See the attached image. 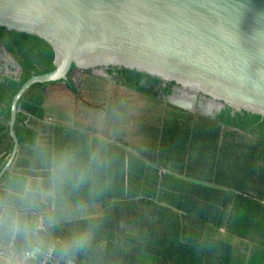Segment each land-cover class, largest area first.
Here are the masks:
<instances>
[{"label":"trees","instance_id":"1","mask_svg":"<svg viewBox=\"0 0 264 264\" xmlns=\"http://www.w3.org/2000/svg\"><path fill=\"white\" fill-rule=\"evenodd\" d=\"M0 48L20 67L18 74L8 70L0 77V142L4 141L1 170L13 146L8 125L12 99L31 76L54 70V54L42 39L4 27H0ZM72 68L66 80L35 83L18 99L13 131L21 148H28L38 137L28 126V119L46 117L48 90L68 91L71 99H80L79 84L70 80ZM105 72L114 75L116 84L159 107L163 121L150 132V148L155 154L162 149L182 150L184 172L180 173L200 178L202 183H180L176 175L168 176L164 183L160 176L166 175L158 174L157 169L133 166L123 194L125 172L121 159L119 166L103 167L101 179L108 193L111 185L121 187L115 195L123 201L107 204L101 216L69 220L39 217L35 223L26 219V226L21 221L19 230H14L8 218L13 206L11 193L24 192L26 176L13 168L0 178V231L7 230L2 233L4 241L10 240L15 231L14 249L21 252L24 240L26 243L25 238L22 241L24 229L34 228L39 240L34 258L46 264H237L242 257L238 240L262 246L264 219H250L247 228L239 227L237 217H249L258 207L260 194L264 195V118L234 112L226 106L218 114L203 116L168 102L173 83L125 68L110 67ZM91 73L83 72L87 81L84 85H98L88 77ZM177 130L182 131V140L165 143L167 131ZM127 198L133 202H125ZM241 248L246 253L251 250ZM22 253V264H28L30 252ZM259 254L264 256V249Z\"/></svg>","mask_w":264,"mask_h":264},{"label":"water","instance_id":"2","mask_svg":"<svg viewBox=\"0 0 264 264\" xmlns=\"http://www.w3.org/2000/svg\"><path fill=\"white\" fill-rule=\"evenodd\" d=\"M0 27L36 36L54 54V70L14 95L11 128L21 95L66 80L72 67V82L88 70L125 68L173 83L167 100L185 110L213 116L226 106L264 118V0H0ZM178 90L193 95L188 108L170 100ZM200 98L218 109L201 112Z\"/></svg>","mask_w":264,"mask_h":264},{"label":"crops","instance_id":"3","mask_svg":"<svg viewBox=\"0 0 264 264\" xmlns=\"http://www.w3.org/2000/svg\"><path fill=\"white\" fill-rule=\"evenodd\" d=\"M0 55L4 56L2 52ZM4 59L0 58V77L9 73L8 70H10ZM88 77L91 80L106 83L110 92H107L104 98L94 102L69 99L67 101L74 105L73 112L67 110V114L60 117L46 114L42 120L29 118L28 126L37 132L38 137L28 148H21L17 144L13 156L14 140L10 133L11 129L13 131V126L11 128L10 122L8 123L13 146L0 170V178L5 171H11L13 168L23 171V175L26 176L24 192L11 193L14 196L13 206L10 208L11 213L8 218L14 230H19L17 226L21 221L26 226L24 221L26 219L34 222L39 217L48 218V220H69L101 216L107 204L122 200L115 195L121 192V187L116 188L115 185H111L110 193H108L105 188H102L101 179L103 167L119 166L117 163L121 159L125 172L123 194L127 186L128 172L130 170L133 172V166H148L149 170L157 169L158 174L166 175L160 176L164 179V183L168 176L173 177L172 175L178 176L180 183H202L200 178L194 179L190 175L180 173L183 171L182 150L178 152L162 149L155 154V151L150 148V132L155 131L156 126L163 121L160 118L161 112L157 111L158 106L148 105L141 100H137L135 106L130 105L125 97L126 93L139 98L144 96L116 84L114 75L107 77L100 72H94ZM85 80L82 73L79 89L87 82ZM67 94L71 95L68 91ZM112 94L117 97L109 98L113 96ZM51 100L47 99L46 104ZM63 105L69 104L64 102ZM79 109H82V113L78 117ZM136 121L140 122L136 123ZM164 140L167 144L179 143L182 140V131H167ZM3 148L4 141H1L0 149ZM17 160H19L18 165L14 167L13 164ZM151 160H158L161 164ZM80 166L82 167L79 168ZM133 200L127 198L124 201L132 203ZM256 201L258 207L249 214V217H237L239 227L245 225L248 228L250 219L254 222L264 219V207H262L264 195L260 194ZM168 208L174 210V207ZM190 227L193 229L192 226ZM6 231H0V264H22V252L26 250L32 254L38 253L39 249L36 246L39 242L38 233L34 228L24 229L22 241L25 238L26 243L25 240L23 245V242L21 243L23 247L21 252L14 249L15 243L12 241L17 239V233L14 231L12 238L4 241L2 233ZM238 245L240 246L238 253L242 257L237 259V264H264V256L259 254V251L264 249V243L256 247L253 243L238 240ZM244 246L251 250L246 253L241 248ZM32 263L33 261L28 264Z\"/></svg>","mask_w":264,"mask_h":264},{"label":"rangeland","instance_id":"4","mask_svg":"<svg viewBox=\"0 0 264 264\" xmlns=\"http://www.w3.org/2000/svg\"><path fill=\"white\" fill-rule=\"evenodd\" d=\"M98 72L101 73V71H98ZM101 74L103 75V73H101ZM79 79H80V76H78V78L75 79L76 85L79 84ZM96 82H93V83L96 84ZM97 84L98 85H95V86L92 84H89L88 86L87 85L82 86L80 89L81 90L80 100H82V101L88 100L90 102L98 101L99 99L104 98L105 95H107V92H110V88H108L106 86V83L97 82ZM52 90L47 91L48 98L52 99V100L50 103H47L44 106L46 113L48 115L60 117L62 115H66L67 110H70L71 112H73V109H74L73 103L67 101V100L71 99V97L67 93H64V91H60V90H53L52 91ZM114 96L117 97L114 94L113 96H109V98H112ZM125 97L127 98V100H129V104L132 106H135V103L137 100H139V101L141 100V102H145L148 105H153L152 103H149L148 101H150V100H147V98H145V97L139 98V97L130 95V93H126ZM64 102L68 103L69 105L64 106L63 105ZM157 111L160 112V109H158ZM63 112H66V113H63ZM81 113H82V109H79L77 116L78 117L81 116ZM160 116L163 117L162 115H160ZM138 122H140V121H138ZM138 122L136 121V123H138Z\"/></svg>","mask_w":264,"mask_h":264},{"label":"flooded vegetation","instance_id":"5","mask_svg":"<svg viewBox=\"0 0 264 264\" xmlns=\"http://www.w3.org/2000/svg\"><path fill=\"white\" fill-rule=\"evenodd\" d=\"M0 50L5 55V53H6L5 50L3 48H0ZM4 60H5L4 62H6L7 67L11 70L10 73H12V74L17 73L18 74L20 72V67L17 65V63L14 59H13L14 62L12 60H7V59H4ZM105 74L107 77L111 76V75H108L106 72H105ZM105 74H103V75H105ZM188 96H189V93H188ZM174 97H183V94L181 93L180 90H178L177 92L173 93V95L170 97V100H171V98H174ZM182 100H184V98H182ZM198 106H199V110L201 112L209 111V110L205 109V108H207V106L210 108H216V106L214 104H211L208 100H204L202 98L199 99Z\"/></svg>","mask_w":264,"mask_h":264},{"label":"bare ground","instance_id":"6","mask_svg":"<svg viewBox=\"0 0 264 264\" xmlns=\"http://www.w3.org/2000/svg\"><path fill=\"white\" fill-rule=\"evenodd\" d=\"M181 93L183 94V97H174V98H171V101L173 103H175L176 105H179V106H183V107H187L192 105V102H193V95L189 92H183L181 91ZM188 93H189V96H188ZM182 98H184V100H182ZM203 99V98H202ZM207 100V99H206ZM211 104H214L216 106V108H210L207 106V112H214V110H217L218 109V104L211 101V100H208Z\"/></svg>","mask_w":264,"mask_h":264},{"label":"clouds","instance_id":"7","mask_svg":"<svg viewBox=\"0 0 264 264\" xmlns=\"http://www.w3.org/2000/svg\"><path fill=\"white\" fill-rule=\"evenodd\" d=\"M0 52H1V51H0ZM30 256H31V257L27 259V260H28V263H29V261H33L32 264H36L37 262H36V260H35V258H34V257H35V254L30 253ZM29 259H31V260H29ZM70 262H72V261H70ZM70 262H69V263H70ZM69 263H68V264H69ZM72 264H73V262H72Z\"/></svg>","mask_w":264,"mask_h":264},{"label":"snow or ice","instance_id":"8","mask_svg":"<svg viewBox=\"0 0 264 264\" xmlns=\"http://www.w3.org/2000/svg\"><path fill=\"white\" fill-rule=\"evenodd\" d=\"M193 2H194V3H199L200 0H193ZM213 2H214V0H213ZM241 30H242V31L244 30V29H243V20H241Z\"/></svg>","mask_w":264,"mask_h":264},{"label":"built area","instance_id":"9","mask_svg":"<svg viewBox=\"0 0 264 264\" xmlns=\"http://www.w3.org/2000/svg\"><path fill=\"white\" fill-rule=\"evenodd\" d=\"M28 254V253H27ZM28 257L30 258V254H28ZM36 264H46L44 260L40 261V262H37Z\"/></svg>","mask_w":264,"mask_h":264}]
</instances>
